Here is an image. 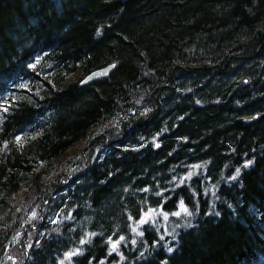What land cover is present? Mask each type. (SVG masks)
<instances>
[{"label": "trees", "instance_id": "obj_1", "mask_svg": "<svg viewBox=\"0 0 264 264\" xmlns=\"http://www.w3.org/2000/svg\"><path fill=\"white\" fill-rule=\"evenodd\" d=\"M4 76L0 264H264V0H0Z\"/></svg>", "mask_w": 264, "mask_h": 264}, {"label": "snow or ice", "instance_id": "obj_2", "mask_svg": "<svg viewBox=\"0 0 264 264\" xmlns=\"http://www.w3.org/2000/svg\"><path fill=\"white\" fill-rule=\"evenodd\" d=\"M30 67H33V68H34L35 66H34V65H30ZM112 67L115 68L116 66L113 65ZM197 103H199V101H197ZM5 111H7V109H5ZM19 139H20V137H17V140H19ZM156 146L159 147V145H156ZM249 163H251V161H249ZM246 166H247V165H246ZM232 178H233V179H236V177H232ZM144 191H147V189H144ZM179 207L181 208V210L183 211V213H184L185 215H187V216H191V215H192V213L188 210V208L185 206V204H184V202H183L182 200L180 201ZM155 212H156L155 209H151L150 211L145 212V213L143 214V216H141V217L136 221L137 224H138V225H145V224H149V223H154V221H152V214L155 213ZM160 214H162V215L164 216L165 219H167V218H168V215H169L167 212H163L162 209H161V213H160ZM172 215L179 217V216L181 215V212H180V211H177V212L172 213ZM133 231H136V229H133ZM138 234H139L140 236H143L145 233H144L143 231H140V232H138ZM90 235H95V234L92 233V234H90ZM124 239H125L124 236H120L118 240L112 242V249H113V251H116V250H117V246H118V245L120 244V242L123 241ZM81 243H85V241L82 240ZM132 243L135 244L136 241H135V240H132ZM168 251H169V252H172L173 249H172V248H169ZM78 254H80V253H79V250H76V251H74V252L66 253V256H67V258H68L69 260H71V258H72L74 255H78ZM61 264H63V261H61Z\"/></svg>", "mask_w": 264, "mask_h": 264}, {"label": "water", "instance_id": "obj_3", "mask_svg": "<svg viewBox=\"0 0 264 264\" xmlns=\"http://www.w3.org/2000/svg\"><path fill=\"white\" fill-rule=\"evenodd\" d=\"M114 64H111V65H108L104 68H101V69H98V70H95V71H92L90 74H88L84 80H83V84H87V83H90V82H93L94 80H97V79H100V78H103V77H106L108 76V74L111 72V70L113 69V66Z\"/></svg>", "mask_w": 264, "mask_h": 264}, {"label": "rangeland", "instance_id": "obj_4", "mask_svg": "<svg viewBox=\"0 0 264 264\" xmlns=\"http://www.w3.org/2000/svg\"><path fill=\"white\" fill-rule=\"evenodd\" d=\"M158 215V212L156 211L155 213H153L152 214V220H154L155 219V217ZM22 235H23V233H19L18 234V236L14 239V244H17L18 242H20L21 241V239H22Z\"/></svg>", "mask_w": 264, "mask_h": 264}, {"label": "bare ground", "instance_id": "obj_5", "mask_svg": "<svg viewBox=\"0 0 264 264\" xmlns=\"http://www.w3.org/2000/svg\"><path fill=\"white\" fill-rule=\"evenodd\" d=\"M95 70H98V69H95ZM95 70H94V71H95ZM89 74H90V73H89ZM3 79H4V80H3L2 82H0V83H4V82L7 83V81H10V77H6V76H4ZM6 83L3 84V86H2L3 88H4V86H5ZM0 86H1V84H0ZM12 244H14V243L12 242Z\"/></svg>", "mask_w": 264, "mask_h": 264}]
</instances>
